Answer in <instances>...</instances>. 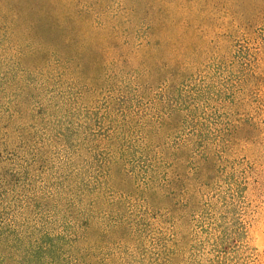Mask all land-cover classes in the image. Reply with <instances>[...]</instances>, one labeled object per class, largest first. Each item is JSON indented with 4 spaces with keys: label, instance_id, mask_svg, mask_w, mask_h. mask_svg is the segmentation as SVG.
Wrapping results in <instances>:
<instances>
[{
    "label": "rangeland",
    "instance_id": "1",
    "mask_svg": "<svg viewBox=\"0 0 264 264\" xmlns=\"http://www.w3.org/2000/svg\"><path fill=\"white\" fill-rule=\"evenodd\" d=\"M100 1L0 0V264H264V0Z\"/></svg>",
    "mask_w": 264,
    "mask_h": 264
},
{
    "label": "trees",
    "instance_id": "2",
    "mask_svg": "<svg viewBox=\"0 0 264 264\" xmlns=\"http://www.w3.org/2000/svg\"><path fill=\"white\" fill-rule=\"evenodd\" d=\"M95 1H96L95 4H92L91 8L88 5V7L85 9L87 13H89V15L94 18V24H97L100 26L101 22H108V23H111L114 29L120 28L119 20L108 12L103 2L100 0H95ZM102 19L104 21H102ZM136 27H137V24H136ZM136 34H137V31L134 32L133 35H136Z\"/></svg>",
    "mask_w": 264,
    "mask_h": 264
}]
</instances>
